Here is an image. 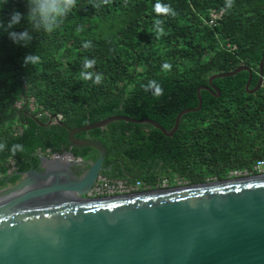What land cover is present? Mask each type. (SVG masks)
<instances>
[{"label":"trees","instance_id":"16d2710c","mask_svg":"<svg viewBox=\"0 0 264 264\" xmlns=\"http://www.w3.org/2000/svg\"><path fill=\"white\" fill-rule=\"evenodd\" d=\"M166 6L176 15L163 11ZM210 9L224 11L215 26L206 22ZM16 11L24 19L13 30H28L33 39L26 46L0 30V144H5L0 187L17 180L16 171L39 169L38 151L67 149L65 126L41 124L47 116H37L38 111L60 113L68 127L121 114L149 117L169 130L178 111L197 105L196 89L212 73L247 65L252 88L264 54V0H77L51 35L28 22L27 0H8L0 21L6 24ZM28 55H38L39 62L25 66ZM85 59L96 63L86 68ZM88 73L101 75L102 82L94 83L95 75L85 80ZM247 77L248 71L240 70L214 78L220 95L200 89L201 108L184 113L169 136L150 123L122 119L76 136L106 146L102 164L111 167L101 173L109 178L154 186L161 177L200 183L224 179L232 169L257 174L253 163L264 157V61L263 82L253 93L245 88ZM153 81L162 95H154ZM30 97L36 111L25 103ZM18 100L20 106L14 104ZM13 145L23 151L13 155ZM71 150L82 155L93 149ZM10 165L14 169L8 173Z\"/></svg>","mask_w":264,"mask_h":264},{"label":"water","instance_id":"95a60500","mask_svg":"<svg viewBox=\"0 0 264 264\" xmlns=\"http://www.w3.org/2000/svg\"><path fill=\"white\" fill-rule=\"evenodd\" d=\"M263 61L264 54L252 88L247 65L212 73L196 89L197 105L178 111L169 130L152 118L121 114L72 127L55 116L42 122L65 126L67 149L40 157L39 169L16 171L19 178L0 187V264H264V173L89 198L107 149L96 138L75 136L119 119L150 123L169 136L184 113L201 108L200 89L220 95L214 78L247 70L245 88L255 92ZM86 147L96 157L73 177L78 162L71 148ZM54 161L63 163L61 172L48 166Z\"/></svg>","mask_w":264,"mask_h":264},{"label":"clouds","instance_id":"9594fccd","mask_svg":"<svg viewBox=\"0 0 264 264\" xmlns=\"http://www.w3.org/2000/svg\"><path fill=\"white\" fill-rule=\"evenodd\" d=\"M8 3V0H0V8H2L5 4ZM103 3L109 4L110 0H103ZM231 6V5H230ZM77 7V0H27V20L32 25V27L36 30H41L51 35L58 29L62 27L63 22L67 19V17L71 14L73 9ZM93 7L99 8L100 2L93 3ZM165 12L170 13L175 16L176 13L171 9L170 6H166L162 9ZM157 11H161L159 7H157ZM24 19V15L19 11L13 12L10 19L5 24L0 21V30L6 32L9 37L19 43L21 41L25 42V45L33 39L32 36L29 35L28 30H24L21 32L14 31L16 25L20 24L21 20ZM162 23L157 20L156 24ZM160 34L163 35V29L160 30ZM85 48L90 47L89 43L84 44ZM38 55H28L25 59V66L29 63L35 65L39 62ZM96 61L85 59L84 64L86 68H92ZM165 68H170V65L165 64ZM95 73H88L84 75L85 80H91ZM101 75H95L94 83L99 84L102 82ZM150 87H155L154 95H162V88L157 86L155 82H150ZM146 90L147 87H146ZM5 144H0V151H3ZM15 149H20L23 151V148L20 145H13L12 154L15 155Z\"/></svg>","mask_w":264,"mask_h":264},{"label":"built area","instance_id":"2783aa9c","mask_svg":"<svg viewBox=\"0 0 264 264\" xmlns=\"http://www.w3.org/2000/svg\"><path fill=\"white\" fill-rule=\"evenodd\" d=\"M223 12H224L223 9H218V10L210 9L208 13L209 17L206 20L207 24L210 26H215L222 18ZM21 102H22L21 100H18L14 104L16 106H20ZM26 102L31 110L33 111L37 110L36 109L37 105L32 97L28 98V100H26L25 103ZM43 114L47 116L49 115L46 111L37 112V116H43ZM52 116H55L56 120L62 119V115L60 113L53 114ZM15 129H16L15 132L19 130L18 123L15 125ZM37 154L39 158L44 156V154L41 151H38ZM13 169L14 166L10 165L7 169V172L11 173ZM253 170L257 171L258 173H264V157L255 160V162L253 163ZM250 174L251 173H249L247 169H232L228 172L226 178L241 177ZM178 184H181L180 181H178ZM168 185L169 183L167 177L159 178V181L154 186H151L150 184L144 182L141 179H134L132 181H128L127 178H109L106 175L99 173L97 174L96 179L93 182L92 186L86 192L85 197L97 198V197H111L121 194H132V193H137L139 191H146L153 187L162 188L165 186L167 187Z\"/></svg>","mask_w":264,"mask_h":264},{"label":"flooded vegetation","instance_id":"af4514ba","mask_svg":"<svg viewBox=\"0 0 264 264\" xmlns=\"http://www.w3.org/2000/svg\"><path fill=\"white\" fill-rule=\"evenodd\" d=\"M75 136H76V134H75ZM77 137V136H76ZM79 138H82V137H79ZM71 149H77V148H71ZM81 149H83V148H81ZM72 151V150H71ZM95 153V154H93L92 155V153ZM49 155H51V154H48L47 156H49ZM44 156H46V155H44ZM43 156V157H44ZM96 157V151L93 149L92 151H91V153H83L82 155H74L73 156V158H75L76 160H77V164H76V167H75V169H73V170H71L72 171V176L74 177V176H78V175H80L84 170H85V168L87 167V164H88V162L89 161H91V160H93L94 158ZM74 159V160H75ZM104 160V159H103ZM102 163H103V161H102ZM102 166L104 167V168H107V167H111V164H109V165H107V166H104L103 164H102ZM72 168V167H71ZM109 168H107V169H109ZM25 171V170H24ZM103 171V169L101 170V172ZM99 174V173H98ZM132 175H131V178H129L130 180H132ZM14 182V181H13ZM8 183H11V182H7V184ZM166 187V186H165ZM168 187V186H167ZM170 187V186H169ZM151 189H158V188H155V187H153V188H151ZM151 189H149V190H151ZM121 195H127V194H121Z\"/></svg>","mask_w":264,"mask_h":264},{"label":"rangeland","instance_id":"374dc122","mask_svg":"<svg viewBox=\"0 0 264 264\" xmlns=\"http://www.w3.org/2000/svg\"><path fill=\"white\" fill-rule=\"evenodd\" d=\"M43 111H46V110H43ZM47 112V111H46ZM48 113V112H47ZM49 115L47 116V115H44L43 114V116H47V119L50 117V116H52L53 114H51V113H48ZM58 121H61V120H58ZM49 157H50V155H49ZM64 158H68V157H59V159H61L60 161H64L65 159ZM72 159H75V158H72ZM60 161H54V162H51V163H49L50 165H48L49 167H51V168H53L55 171H57V172H61L62 171V169L64 168V166H63V163H61ZM211 180V179H210ZM212 180H214L213 178H212ZM178 181H180V183L181 184H184V183H186V181H184V180H182V179H180V178H177V177H174L173 179L171 178V177H169L168 178V183H169V185H168V187L169 186H175V185H178Z\"/></svg>","mask_w":264,"mask_h":264},{"label":"bare ground","instance_id":"6f19581e","mask_svg":"<svg viewBox=\"0 0 264 264\" xmlns=\"http://www.w3.org/2000/svg\"><path fill=\"white\" fill-rule=\"evenodd\" d=\"M56 157H68V155H58V156H56ZM65 159V158H64Z\"/></svg>","mask_w":264,"mask_h":264},{"label":"crops","instance_id":"0c3cea01","mask_svg":"<svg viewBox=\"0 0 264 264\" xmlns=\"http://www.w3.org/2000/svg\"><path fill=\"white\" fill-rule=\"evenodd\" d=\"M43 154L47 156L48 154H51V153H49V150H46V153L43 152Z\"/></svg>","mask_w":264,"mask_h":264}]
</instances>
